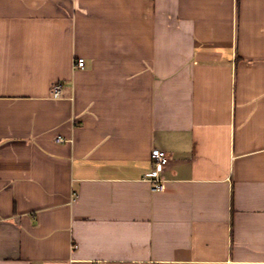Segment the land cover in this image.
I'll return each instance as SVG.
<instances>
[{"label":"crops","instance_id":"0c3cea01","mask_svg":"<svg viewBox=\"0 0 264 264\" xmlns=\"http://www.w3.org/2000/svg\"><path fill=\"white\" fill-rule=\"evenodd\" d=\"M0 264H264V0H0Z\"/></svg>","mask_w":264,"mask_h":264},{"label":"built area","instance_id":"2783aa9c","mask_svg":"<svg viewBox=\"0 0 264 264\" xmlns=\"http://www.w3.org/2000/svg\"><path fill=\"white\" fill-rule=\"evenodd\" d=\"M76 67L80 69L85 68V59L84 58H79L76 63ZM62 84L61 83H56L53 86V95L55 98H60L61 93H62ZM58 142H64V138L58 137L57 138ZM151 161L154 166V171L152 173L150 183H151V188L152 191L157 192L161 191L164 188V180L161 176V174L164 172L165 168L169 164V154L166 151L159 150V149H154L151 152Z\"/></svg>","mask_w":264,"mask_h":264}]
</instances>
